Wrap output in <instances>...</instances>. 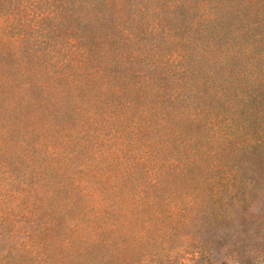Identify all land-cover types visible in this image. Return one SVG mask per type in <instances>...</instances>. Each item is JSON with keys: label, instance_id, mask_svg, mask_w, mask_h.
Wrapping results in <instances>:
<instances>
[{"label": "trees", "instance_id": "trees-1", "mask_svg": "<svg viewBox=\"0 0 264 264\" xmlns=\"http://www.w3.org/2000/svg\"><path fill=\"white\" fill-rule=\"evenodd\" d=\"M243 3L255 16L264 8ZM235 9L227 0H0V64L14 59L7 69L25 76L27 170L10 193L21 218L81 222L87 264H159L206 238L241 241L238 220L257 211V193L233 161L264 143V127L258 137L247 130L264 110L231 81L254 40L232 30L237 44L216 42L246 14ZM220 74L230 79L221 90ZM20 233L0 223V240Z\"/></svg>", "mask_w": 264, "mask_h": 264}, {"label": "rangeland", "instance_id": "rangeland-1", "mask_svg": "<svg viewBox=\"0 0 264 264\" xmlns=\"http://www.w3.org/2000/svg\"><path fill=\"white\" fill-rule=\"evenodd\" d=\"M227 1L235 4L233 12L240 10L237 9L238 6L242 10L249 8V5L243 3L244 0ZM262 9L256 16L248 10H244L246 14L240 17L233 16L232 29L230 27L226 35L219 36L220 39L216 38L219 45L225 39L232 45L237 44L239 41L230 34L232 30H236L235 34L243 35L242 31L246 32L243 44L256 43L254 53L243 58L244 63L235 65L234 61L231 81L244 86L241 92L236 93L249 94L250 105L257 106L258 110H264V8ZM260 39L263 42L258 43ZM11 61L13 63L15 60L9 59L10 63L4 67L0 64V223H4L6 228L17 227L21 233L1 238L0 246H4V251L0 254V259L8 264H87L91 237H85L78 231L77 228L83 227L81 222L60 219L30 223L21 218L24 207L20 206V199L11 195L23 188L22 176L27 170L21 129V117L25 115V111L20 105L25 76L7 69L14 66ZM238 70H246L247 73L245 76H238ZM224 78L226 76L221 74L217 76L219 90L230 85V79L225 81ZM260 103L263 106L259 108ZM249 126L247 125L249 132L260 133L264 127V114L252 118ZM238 145L233 144V147L236 149ZM246 148L244 154L234 159L233 164L242 169L243 178L250 182L251 191L257 193L255 200L258 207L256 212L249 211L238 220L237 230L240 231L242 240H231V237L206 238V247L194 245L190 251L172 259L164 258L159 264H264V143L252 142ZM237 230L232 228L228 233L233 235ZM210 250L221 259L220 262L212 261ZM238 255L239 258L236 257Z\"/></svg>", "mask_w": 264, "mask_h": 264}]
</instances>
